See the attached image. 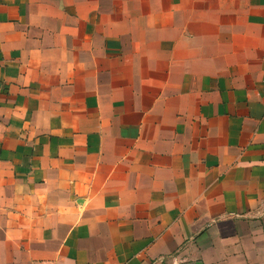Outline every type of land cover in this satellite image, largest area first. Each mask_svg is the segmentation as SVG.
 <instances>
[{
	"label": "crops",
	"instance_id": "0c3cea01",
	"mask_svg": "<svg viewBox=\"0 0 264 264\" xmlns=\"http://www.w3.org/2000/svg\"><path fill=\"white\" fill-rule=\"evenodd\" d=\"M0 264H264V0H0Z\"/></svg>",
	"mask_w": 264,
	"mask_h": 264
}]
</instances>
